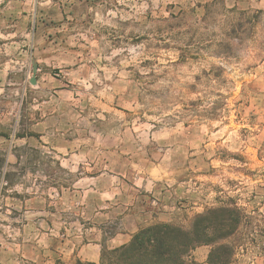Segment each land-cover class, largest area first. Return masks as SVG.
<instances>
[{
  "label": "rangeland",
  "instance_id": "374dc122",
  "mask_svg": "<svg viewBox=\"0 0 264 264\" xmlns=\"http://www.w3.org/2000/svg\"><path fill=\"white\" fill-rule=\"evenodd\" d=\"M7 3L0 0V8ZM50 5L67 32L96 46L103 91L102 119L98 112L96 118L103 137L117 139L120 153L160 174L142 178V195L154 208L166 205L173 223L184 227L206 208L236 204L247 219L235 236L239 247L231 264H264V0ZM55 173L63 176L62 168ZM120 180L130 186L140 176ZM0 186L8 187L6 178ZM66 213L59 238L93 227L75 225L76 215ZM124 227L117 217L101 230L108 239ZM210 249L199 246L192 259L207 264Z\"/></svg>",
  "mask_w": 264,
  "mask_h": 264
},
{
  "label": "crops",
  "instance_id": "0c3cea01",
  "mask_svg": "<svg viewBox=\"0 0 264 264\" xmlns=\"http://www.w3.org/2000/svg\"><path fill=\"white\" fill-rule=\"evenodd\" d=\"M7 2L0 8V180L8 182L0 186V264H100L104 250L127 244L140 229L173 223L166 205L154 208L141 193L142 178L160 174L103 137L95 44L67 32L50 0ZM133 172L140 180L126 186L120 176L132 181ZM66 211L75 225L93 227L59 238ZM117 217L125 227L107 239L101 226Z\"/></svg>",
  "mask_w": 264,
  "mask_h": 264
},
{
  "label": "trees",
  "instance_id": "16d2710c",
  "mask_svg": "<svg viewBox=\"0 0 264 264\" xmlns=\"http://www.w3.org/2000/svg\"><path fill=\"white\" fill-rule=\"evenodd\" d=\"M228 203L206 208L189 227L176 223L146 226L127 244L104 250L100 264H196L192 252L202 245L211 247L207 264H231L239 247L235 236L247 216L242 208Z\"/></svg>",
  "mask_w": 264,
  "mask_h": 264
},
{
  "label": "water",
  "instance_id": "95a60500",
  "mask_svg": "<svg viewBox=\"0 0 264 264\" xmlns=\"http://www.w3.org/2000/svg\"><path fill=\"white\" fill-rule=\"evenodd\" d=\"M34 67H35V70H36V67H37V66H34ZM31 83H33V84L36 83V77H35V76H33L32 80H31Z\"/></svg>",
  "mask_w": 264,
  "mask_h": 264
}]
</instances>
